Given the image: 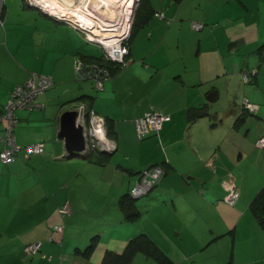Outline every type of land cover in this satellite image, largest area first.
Instances as JSON below:
<instances>
[{"label":"crops","instance_id":"crops-1","mask_svg":"<svg viewBox=\"0 0 264 264\" xmlns=\"http://www.w3.org/2000/svg\"><path fill=\"white\" fill-rule=\"evenodd\" d=\"M56 1L57 7L60 3L65 10L72 9L65 0ZM159 12H163L166 19H161ZM136 14L142 21L139 20L129 39L130 63L118 69L99 93L93 92L91 83L84 82L77 88L73 80L75 59L91 51L86 45L89 41L80 38L82 31L29 5L26 0H12V3L0 0V44L8 48L17 62L14 72L8 75L0 72V108L6 104L11 89L27 82L33 72L50 75L54 80L53 87L36 99L43 103L42 108L16 113L17 125L23 123L25 131L30 132L24 135L22 131L16 133L15 129L17 143L42 142L43 151L28 154L22 150L8 164L0 159V264H100L107 248L121 251L130 237L142 231L150 235L175 264H180L178 252H171L166 242L174 236L195 231L194 226L185 223L190 221L189 213L196 219L203 210L214 212L218 205L229 208L224 220H233L236 215L238 220L209 226L212 241L223 240L217 248L220 258L216 264H226L227 258V264H264V227L255 217L252 222V218L248 219L251 202L264 185V178L248 180L241 163L254 153L264 157V147L258 148L255 144L264 135V0H144L136 6L133 22ZM13 16H25L22 24L30 22L31 18L38 24L33 34L37 48L25 47L26 42H22L12 52L8 24ZM194 22L203 24V28H194ZM245 71H249L248 81L243 80ZM211 91H217L215 101L223 102L210 105L213 118L202 117L190 122L188 109L211 103L206 98ZM83 95L90 97L79 99ZM244 98L248 99V105ZM83 100L98 115L111 119L115 132L113 136L107 135L105 143L115 148L109 156L120 149L124 152L123 132L127 129L135 132V119L145 112L153 110L169 115L170 120L155 134L165 143L163 149L160 148L162 156L152 158L147 168L165 163V175L169 173L178 178L172 197L176 194L178 198H186L192 209H156L170 206L169 201L160 200L146 209L139 205L144 212L134 222L123 221L120 208L69 209L70 213L62 215L55 190L58 208L49 209L50 217L43 223L41 172L43 169L47 172L50 165L58 162L63 165L73 158L58 133L60 117L76 106L70 107L72 104ZM32 130L40 133L31 134ZM47 140L51 141L48 145ZM3 147L4 143L0 142V151ZM103 155L98 153L91 158L89 153H77L79 157H74L86 162L78 172L92 178L90 184L83 186L88 190L86 196L93 189L115 186L125 179L137 181L138 171L143 169L140 166L123 168L113 160L108 162ZM75 164L71 162L69 170L74 171ZM124 169L128 173H124ZM207 169L209 175L204 173ZM221 177L224 181L218 182ZM53 178L58 182L64 179L55 173ZM72 178V174L65 178L66 185ZM194 181L203 184L212 181L219 190H210L216 193L206 196L196 191ZM233 183L240 192L234 206L225 200ZM16 184L18 190L14 191ZM31 188L33 197L26 202L25 193ZM11 195L21 199L19 205L15 203V208L27 204L29 209H10ZM65 197H69L70 207L80 203L70 194ZM173 203L178 206L175 199ZM202 204L212 209H200ZM85 214L93 217V221L80 216ZM58 224L63 226L62 232L55 230ZM95 234H99V242L92 254L86 256L82 250ZM31 242H39L49 257L25 253V245ZM142 256L145 255H136L132 264H136V258L147 264L150 258Z\"/></svg>","mask_w":264,"mask_h":264},{"label":"rangeland","instance_id":"rangeland-1","mask_svg":"<svg viewBox=\"0 0 264 264\" xmlns=\"http://www.w3.org/2000/svg\"><path fill=\"white\" fill-rule=\"evenodd\" d=\"M46 1H48V3L52 6L51 7L52 10L51 9L50 10L54 11L55 13H59L61 11H65V12L68 11V10H65L66 8H63L62 4L60 3L58 4V7H57L56 0H46ZM125 1L126 2H124V0H121L120 3H122L121 5L122 7H117V6H114V4L106 0H76V1L65 0V2L67 3V5H69V7L72 6V9H70L69 13H72L73 16L76 17L74 19H79L78 16L81 15L82 17L86 16V19H88L90 16L92 17L91 19L97 18V21L100 18H102L103 21L110 20L111 18L116 17L117 15H118L116 17L117 19L118 17L120 18L124 17L123 10L124 9L128 10L130 3H131V0H125ZM10 2L12 3V0H10ZM42 11L47 12V11H44L43 9ZM19 12L22 13V11H19ZM48 14L51 15V13H48ZM112 14H113V17H110L109 15H112ZM106 16L108 17L104 18ZM23 18H25V16H20V17L13 16L12 20H10V23L8 24L9 26L8 39H9V46L12 52H14L15 47L21 44L22 42H26L24 44L25 47L37 48V46L34 44L33 34L35 33L34 27L35 25H38V24L34 22L33 18H31L30 22L25 21L22 24L21 19ZM95 20L96 19H93V21ZM86 21L88 22L89 26L86 24L84 26L88 27L87 30L89 32H94L96 33L97 36H101V37H98L99 40L101 41H106V42L110 41L109 38H104V36L101 34L103 29H100L96 23H93V21H89V20H86ZM20 24H22V27L18 28ZM42 24L43 22L41 23V25ZM113 32H116V31H113ZM83 34L86 36L84 31H83ZM83 34H79L80 38L82 37L85 40H87L88 37H85ZM91 36L94 37L93 34H91ZM86 45L88 46V50L89 51L91 50L90 53L102 54V49L99 44L89 41V43H86ZM17 57H20V55L17 54ZM16 66H17V62L13 59L12 54L8 51V48L6 46L3 47L0 44V72H2V74L4 75H8L14 72V70L16 69ZM73 80L77 88L79 87V84H82L84 82L91 83L89 81H76V79L74 78ZM102 90H100L99 93ZM93 92H96V89L94 87H93ZM8 100L9 98L6 100L7 101L6 103H8ZM85 102L86 101L84 100L79 101L76 104H72L70 107H73L74 105L76 106L84 105L85 106L86 105ZM222 103H223L222 100L218 102L214 101L211 103L207 102L208 109L212 107L210 105H220ZM224 104L227 105L226 102H224ZM33 110H37V109H33ZM21 111L30 112L31 110H18L16 111V113H20ZM210 116H212L213 118L214 115H206L204 117H208L206 119H209ZM247 118L252 119L253 117L247 116ZM4 125H5L4 123L0 124V130L2 132V135L5 134L3 130ZM210 125L211 123H209V126ZM15 129H16V133H20L21 131H22L21 133L24 135H27L30 133L29 131H25V127L23 126V123L17 125ZM39 133L40 131H36V130L31 131V134H39ZM157 136L159 135L154 134L151 136H147L145 138L144 137L139 138L136 128H135V132H132L129 129H127L126 131L123 132L121 138H122V146H124L125 148L124 152H126L129 155H125V153L120 149L117 152H115L114 155L112 156L108 155L106 159H108V162L110 160H113L114 164H117V165L122 164L123 168L133 167V169H136L135 167L137 166V168L142 167L143 168L142 170L145 171L147 169V166L150 164L151 160H153L152 158H157V157L162 156V152L160 148L163 149V146L165 143L162 140H160ZM157 139H159V141ZM50 142H51L50 140L49 141L47 140L46 141L47 145L50 144ZM258 148H263V147H258ZM238 155H239V152L236 155L237 162L239 161ZM77 159L78 158H74V157L70 158L66 160L65 162H63V165H61L62 162H58V164L55 163L57 165L55 166L50 165L47 167V172L45 169H43V172H41L43 193H42L40 207L42 211L41 218H43V223L47 222L48 218L50 217L49 209L58 208L55 195H54L55 190L58 191L57 201H59L60 204L62 205L61 207L59 206L58 209H61V208L64 209L65 206H68L67 209H118L119 208L118 202H119L120 196H122L124 193L128 192L129 190L131 191L130 196L135 200V202L136 201L139 202V205L143 209H146L152 203H158L160 200L169 201L170 206L167 205L166 208H164V206H159L156 209H192V206L186 202V198H178L176 194H175V197L174 196L172 197V195H174L172 191H175V187H178V180H177L178 178L177 176L173 177V175L169 173L165 175V168H166L165 163H161L159 165V167L161 166L163 168L164 174L162 178L158 181L157 187L156 185L150 186L148 184L142 187L140 183L137 184L138 180L137 181L132 180L130 182L129 179H125L123 183H119L115 186L93 189L90 192L89 196H86V191L88 190L84 188L83 186L85 185V183L90 184L92 182V178L89 175L85 176L83 173L80 174L78 172V170L82 167V164H85L86 162H81V161H78ZM71 162L76 163L75 164L76 166L74 167V171L69 170L70 169L69 164ZM241 163H242V166L244 167L243 170H245L246 176H248V180L252 181L254 180L255 177L258 178L259 176L260 177L263 176L264 178V174H262L264 172V157L256 156V154L254 153L253 155L250 156V159L248 160L244 159L241 161ZM122 171L124 173H128V170L126 169ZM54 173L56 174V176L62 175L64 179L62 180L59 179V182H58L57 179L53 178ZM204 173L209 175L208 169L205 170ZM70 174H72L73 178L71 179L69 184L66 185V182H64V180H66L65 178H67ZM226 174H228L227 171H226ZM138 176H140V174ZM190 178H194V176H190ZM223 181L224 179L222 177L218 179V182H223ZM61 182H64V183H61ZM194 183L197 188L196 191L198 192L200 191L201 193H206V196H211L213 193H216L219 190L218 189L219 186L213 183L212 181H208L205 184L201 182H197V181L196 182L194 181ZM13 190L14 191L18 190V185ZM151 190L153 191L152 193H150ZM210 190H216V192H210ZM149 193L150 195H148ZM67 194L68 196L70 194L74 198L76 197L77 201L80 203L74 204L73 207L72 206L70 207V205L67 203L69 200L68 199L69 197H65ZM29 197H33V188H31L29 192L25 193V200H27L26 202H28V200L30 199ZM174 199L176 200V202H178V206H176L173 203ZM20 201L21 199H16L13 195H11L10 209H29L27 204L25 207L15 208L17 205H19ZM16 202H17V205H15ZM143 203H148V204H143ZM163 205H166V203ZM200 209H212V208L210 206H207V205L205 206L202 204V207ZM226 209H229V208H227L225 205H218L217 207H214V212H212L211 210L210 211L203 210L201 216L196 219H194L193 216H190V213L188 214L187 218L190 221L185 222V223L186 224L190 223V225H187V226H194L195 231L194 232L190 231V233L188 231L189 234L182 233L181 235L174 236L173 240H171L170 242H166V245L169 247V250L171 252H175V251L178 252L177 255L179 257L178 260L180 264H216V262L220 258L217 248L219 245L222 244L223 240L220 239L221 240L220 242L219 240L212 241V233H211L209 226H216L220 224L231 223L233 220H234L233 222L235 223L238 220V215H236V213H235L236 217L233 220L232 219L224 220L223 216L226 212ZM80 216H84L82 218L87 219L90 222L93 221V217H91L89 214L80 215ZM78 218H81V217H78ZM250 218H252V220H250V222H252L254 220V216L251 210L249 209L248 219ZM136 235H138V233ZM34 254H40L41 257H43L44 254H46L48 257L50 255L49 253L43 252L42 249L38 252L33 253V255ZM138 255H143V254H138ZM142 257H145V256H142ZM143 259H146V257ZM134 262L136 264H146L144 262L139 261L138 258H136ZM227 262H228V258L226 259V264ZM147 264H158V262L156 260L150 259L148 260Z\"/></svg>","mask_w":264,"mask_h":264},{"label":"built area","instance_id":"built-area-1","mask_svg":"<svg viewBox=\"0 0 264 264\" xmlns=\"http://www.w3.org/2000/svg\"><path fill=\"white\" fill-rule=\"evenodd\" d=\"M26 2L31 4V6H39L41 7V10L43 9L44 11L51 13V15L55 16L59 20H63L73 28L80 31L82 30V32L84 31L86 37H88L87 40L90 42H97L96 44L100 45L105 57L108 60L123 66L130 63L129 39L133 24L131 12L133 5L136 8V6L141 2L140 0H132V6L130 5V9H124V12L126 13V17L123 22L124 24H122V26L114 25L116 29L106 26L102 18H100L98 21L95 20L97 26L104 30L102 31L104 38L110 39L108 43L99 40L98 37L100 36H97L96 33L89 32L87 30L88 27L84 26L85 23L78 21L80 19H74L76 17L73 16L72 13H69V11L55 13L54 11H51L52 8L46 0H26ZM158 14L161 19H166V16L163 12H159ZM168 22H170V20H168ZM193 27L196 29H202L203 24L194 22ZM111 33L112 35L110 36ZM91 34H93L94 37H92ZM74 73L78 80L92 81L95 89L98 91L104 88L105 80L109 78L108 69L104 65L88 63L80 56H78V58H76L74 61ZM244 78L245 80L248 79L246 73L244 74ZM53 83L54 81L52 76L33 72L27 82L17 85L12 89L8 103H6L0 109V124H5L3 129L5 133L4 135H2L0 130V142L4 143V147L0 151V159L3 163H12L16 159L17 154L22 150L28 154H40L43 151L44 143L42 142L29 144L26 146H22L17 143L14 133V129L18 124L16 111L21 109L33 110L41 108L43 103L38 102L36 99L38 95L51 88ZM244 103L247 105L249 104L247 98H244ZM74 109L78 112L76 125H81L83 127V139L86 150L88 152L96 150L97 148L107 149L109 151L113 150L115 146H110L105 143L107 139L105 118L101 115H98L94 109H89L86 105H79ZM170 118L171 117L169 115H164L153 110L145 112L142 117H139L135 120L138 137L145 138L152 133L158 132L162 128L163 123L165 121H169ZM256 144L258 147H264V136H262ZM163 174V168L161 166L159 167V165L152 168H147L145 171L143 170V172L140 173L137 184L140 183L142 187H144L146 184L152 186L158 183ZM239 196L240 193L237 190L236 185L233 183L225 200L229 204L234 205ZM60 213L65 215L70 213V211L67 209V206H65L64 209H60ZM54 228L58 232L63 231V226L60 224L55 225ZM40 245L41 244L39 242L31 243L25 247V252L28 254L35 253L40 249ZM43 257H46V255L44 254Z\"/></svg>","mask_w":264,"mask_h":264},{"label":"trees","instance_id":"trees-1","mask_svg":"<svg viewBox=\"0 0 264 264\" xmlns=\"http://www.w3.org/2000/svg\"><path fill=\"white\" fill-rule=\"evenodd\" d=\"M140 1L141 2L139 3V5H141L144 2V0H140ZM136 12H138V9ZM139 20H141V18L138 16V14H136V16L134 17V22H133V26H132V30H131L132 35H133V31H134L135 27H137V25L140 23ZM129 46H130V44H129ZM81 58L85 59L88 63H97L100 65H104L108 69V77H109L105 80V82L107 80L111 79L113 74L118 69L123 67V65H121V64H117L116 62L108 60L105 57V54L103 52H102V54H93V53L85 54L84 53L83 55H81ZM248 72L249 71L243 72V80L244 81H248V79H249V73ZM245 73L248 76L247 80H245V78H244ZM75 79L77 81H82V80H78L77 77ZM85 81H89L92 83V81H90V80H85ZM17 85H20V84H17ZM17 85H15V86H17ZM53 85H54V83H53ZM53 85H52V87H53ZM92 85H93V83H92ZM93 87H94V85H93ZM12 89H11V91H12ZM11 91L9 93V97H10ZM96 91H98V90H96ZM87 97H90V95H83L79 99H83V98H87ZM86 106L89 109H93L88 105H86ZM37 109H40V108H37ZM248 113H250L251 115L255 114L254 111H248ZM206 115H211L209 112L207 104L192 106L188 109V119L190 122H195L199 118H202ZM105 121L107 124V135L113 136L115 131L113 130L114 128H112L113 126L110 125V124H112L111 119L105 118ZM156 133H152L151 135H154ZM151 135H149V136H151ZM22 146H26V145H22ZM99 149L100 148H97L96 150L90 151L89 152L90 157L92 158L93 156L94 157L97 156L98 153H103L104 154L103 156H105L104 158L106 159L108 156V153L113 151V150L109 151L107 149H100V150ZM68 154L71 155V153L69 151H68ZM73 154H75V153H73ZM98 162L101 163L102 161H98ZM158 165L159 164H152L148 168H152V167L158 166ZM141 172H143V170L138 171V175ZM155 185L157 186L158 183L154 184V186ZM130 195H131V191L124 193L122 196H120V199L118 202V206H119L121 212L123 213V221H125V222L137 221L138 219L141 218V216L144 212L142 209H140L139 204H137V201L135 202V200ZM250 208H251V212L253 213V216L255 217L257 222L262 227H264V185L261 187V189L255 195L253 201L251 202ZM99 237H100L99 234H95L91 238V241L82 250L84 255L88 256L89 254H92V252L95 250V248L99 242ZM31 243H33V242H31ZM31 243H27L25 245V247ZM25 247H24V250H25ZM40 250H41V248L38 251H40ZM31 254H33V253H31ZM138 254H143L147 258L156 260L158 262V264H175L173 259L145 231H142L138 235L130 238L127 241L124 249L121 251H116V250L107 248L100 264H132L134 258Z\"/></svg>","mask_w":264,"mask_h":264},{"label":"water","instance_id":"water-1","mask_svg":"<svg viewBox=\"0 0 264 264\" xmlns=\"http://www.w3.org/2000/svg\"><path fill=\"white\" fill-rule=\"evenodd\" d=\"M41 9L39 6H35ZM135 14V8L132 9V17ZM97 43V42H93ZM217 98V91H211L207 96L209 102H214ZM78 112L75 109H69L62 113L60 117L59 136L64 139L67 151L71 153L72 157L77 153L87 155L89 152L86 150L85 142L83 139V127L76 125ZM75 153V154H73Z\"/></svg>","mask_w":264,"mask_h":264},{"label":"bare ground","instance_id":"bare-ground-1","mask_svg":"<svg viewBox=\"0 0 264 264\" xmlns=\"http://www.w3.org/2000/svg\"><path fill=\"white\" fill-rule=\"evenodd\" d=\"M106 1H108V2H110V3H112V4H114V6H117V7H121V5H122V3H120L121 2V0H106ZM124 2H126L125 0H124ZM125 5V4H124ZM130 5L132 6V0H131V3H130ZM51 6V5H50ZM52 7V6H51ZM133 8H135L134 7V5H133ZM128 9H130V6H129V8ZM99 12V11H98ZM101 13V12H100ZM114 13V12H113ZM123 13H124V17H122V18H120V17H118V19L116 18V17H113V14L112 15H109L110 17H113V18H111L110 20H106V21H104L105 23V25L106 26H110L112 29H116L115 28V26L114 25H119V26H122V24H124L123 22H124V19H125V17H126V13L124 12V10H123ZM83 14V13H82ZM110 14V13H109ZM78 16V15H77ZM108 16H106V18H107ZM109 17V18H110ZM78 18L80 19V22H83V23H85L86 25H88V22L86 21V20H89V21H93V19H96L97 20V18H93V19H91L92 17L90 16L88 19H86V16L85 17H82L81 15L80 16H78ZM120 18V19H119ZM116 21V22H115ZM122 22V23H121ZM93 23H95V21H93ZM93 23H92V25H93ZM119 23H121V24H119ZM89 26V25H88ZM102 31H104V30H102ZM103 36H104V34L103 33H101ZM112 35V33L110 34V36ZM101 37V36H100ZM103 42H105V43H108V41L106 42V41H103Z\"/></svg>","mask_w":264,"mask_h":264},{"label":"flooded vegetation","instance_id":"flooded-vegetation-1","mask_svg":"<svg viewBox=\"0 0 264 264\" xmlns=\"http://www.w3.org/2000/svg\"><path fill=\"white\" fill-rule=\"evenodd\" d=\"M132 26H133V24H132Z\"/></svg>","mask_w":264,"mask_h":264}]
</instances>
